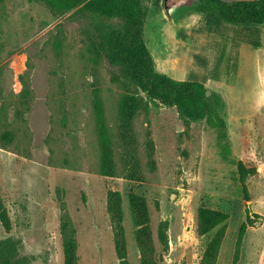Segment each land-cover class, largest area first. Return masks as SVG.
I'll return each instance as SVG.
<instances>
[{"label":"rangeland","instance_id":"1","mask_svg":"<svg viewBox=\"0 0 264 264\" xmlns=\"http://www.w3.org/2000/svg\"><path fill=\"white\" fill-rule=\"evenodd\" d=\"M168 2L183 7L142 0L154 68L204 83L211 113L141 89L148 105L125 131L120 70L96 41L124 19L0 0V241L28 264H69L70 234L76 264H201L218 230L215 264H264V22L211 25L207 0Z\"/></svg>","mask_w":264,"mask_h":264},{"label":"trees","instance_id":"2","mask_svg":"<svg viewBox=\"0 0 264 264\" xmlns=\"http://www.w3.org/2000/svg\"><path fill=\"white\" fill-rule=\"evenodd\" d=\"M45 3L59 17L75 9V12L90 11L102 17L122 18L126 22V29L117 31L114 38H107L104 34L98 35L97 46L99 54L109 57L112 65L119 67V73L113 76V81L119 82L124 88L121 99L120 118L123 129L126 131L140 110L147 107V96L166 100L169 94L174 93L180 107L190 115L198 118H207L211 113L210 97L204 83L191 79L177 81L167 75L158 73L143 38V25L147 11L142 7V0H37ZM207 11L209 24L216 20L226 19L234 21L237 18L264 22V0L231 1L207 0L202 7ZM135 85L141 86L140 88ZM227 150V145H223ZM241 178L246 180L249 169L242 162L239 163ZM147 216L146 211L139 218ZM148 219V216H147ZM0 220L4 226L10 227V217L0 199ZM117 222L120 224L119 215ZM138 222V221H137ZM139 223V222H138ZM199 225L203 227V215L200 213ZM245 230L243 225L241 236ZM141 232V230H140ZM66 241L67 261L76 264L75 238L70 234ZM143 254L147 255L146 244L138 236ZM221 243V233L218 230L206 247L201 264H215ZM0 261L3 264H28L27 258H18L16 242L12 239L0 241ZM147 262V260H146Z\"/></svg>","mask_w":264,"mask_h":264},{"label":"flooded vegetation","instance_id":"3","mask_svg":"<svg viewBox=\"0 0 264 264\" xmlns=\"http://www.w3.org/2000/svg\"><path fill=\"white\" fill-rule=\"evenodd\" d=\"M166 6L168 7V9ZM182 7L183 4L180 2L169 4V2L167 1V3H165V10L168 12L170 16L171 15L173 16V14L177 13Z\"/></svg>","mask_w":264,"mask_h":264},{"label":"water","instance_id":"4","mask_svg":"<svg viewBox=\"0 0 264 264\" xmlns=\"http://www.w3.org/2000/svg\"><path fill=\"white\" fill-rule=\"evenodd\" d=\"M167 1H168V0H165V3H167ZM166 7H167V6H166ZM167 9H168V7H167ZM170 10H171V9H170ZM209 93H210V92H209V91H207V94H209Z\"/></svg>","mask_w":264,"mask_h":264}]
</instances>
